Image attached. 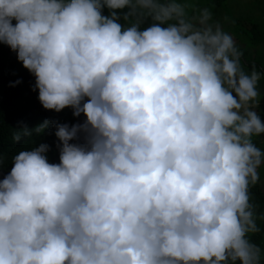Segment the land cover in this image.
Returning <instances> with one entry per match:
<instances>
[{
	"label": "clouds",
	"instance_id": "9594fccd",
	"mask_svg": "<svg viewBox=\"0 0 264 264\" xmlns=\"http://www.w3.org/2000/svg\"><path fill=\"white\" fill-rule=\"evenodd\" d=\"M195 2L0 0V44L43 108L86 118L13 134L53 126L59 162L47 143L12 157L0 264H264V73Z\"/></svg>",
	"mask_w": 264,
	"mask_h": 264
},
{
	"label": "trees",
	"instance_id": "16d2710c",
	"mask_svg": "<svg viewBox=\"0 0 264 264\" xmlns=\"http://www.w3.org/2000/svg\"><path fill=\"white\" fill-rule=\"evenodd\" d=\"M211 5H222L225 0H207ZM107 14V12H105ZM236 39L243 53L242 65L252 71L253 66L259 72L264 73V29L260 23L254 20L240 22L239 18H234ZM20 80L19 84L15 82ZM14 85V86H13ZM35 76L23 67L21 61L17 59V53L6 44H0V156L3 164L0 166V179L10 172L13 166L12 157L21 150L39 146L40 143L49 144V161L59 162L58 138L54 135L55 129L49 126L41 134L33 132L31 137L23 136L20 141L13 140V134L27 126L29 129L51 119L60 123L72 124L65 109L61 112L46 110L38 99V89L33 90ZM263 143L264 139L260 140ZM76 142V141H73ZM251 202L255 206L258 217L264 216V190L258 181L250 187ZM257 223L262 231L252 236V239L264 244V219H258ZM239 264V262H237Z\"/></svg>",
	"mask_w": 264,
	"mask_h": 264
},
{
	"label": "rangeland",
	"instance_id": "374dc122",
	"mask_svg": "<svg viewBox=\"0 0 264 264\" xmlns=\"http://www.w3.org/2000/svg\"><path fill=\"white\" fill-rule=\"evenodd\" d=\"M208 7L213 13V21L219 22L223 27L224 31L229 32L233 35L238 45L235 35V24L233 23L234 18H239L240 22H245L247 20H254L260 23L261 27L264 29V0H225L222 5H211L207 0H197L192 6V10L197 8ZM121 11V10H118ZM105 12H108L105 9ZM147 25H143L145 27ZM245 71L251 72L245 65H243ZM262 73V72H261ZM259 88L262 93L261 101L259 106L255 109L260 115L261 119L264 120V75L259 82ZM65 115H68L72 121V124L83 122L86 119L81 113L80 116H74L73 110L71 108H66ZM264 139V136L256 137L255 142L261 148H264L263 143H260V140ZM263 190H264V167L260 169V180H259Z\"/></svg>",
	"mask_w": 264,
	"mask_h": 264
}]
</instances>
